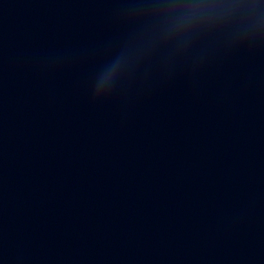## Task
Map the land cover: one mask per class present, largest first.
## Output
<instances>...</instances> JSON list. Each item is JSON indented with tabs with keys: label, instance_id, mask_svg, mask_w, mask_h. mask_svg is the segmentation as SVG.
Wrapping results in <instances>:
<instances>
[{
	"label": "water",
	"instance_id": "obj_1",
	"mask_svg": "<svg viewBox=\"0 0 264 264\" xmlns=\"http://www.w3.org/2000/svg\"><path fill=\"white\" fill-rule=\"evenodd\" d=\"M0 180L172 264H264V0H0Z\"/></svg>",
	"mask_w": 264,
	"mask_h": 264
}]
</instances>
